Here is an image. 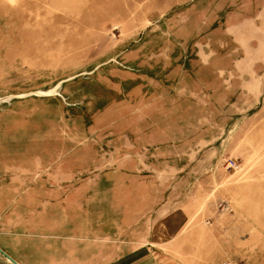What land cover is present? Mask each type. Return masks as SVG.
<instances>
[{"label":"rangeland","instance_id":"1","mask_svg":"<svg viewBox=\"0 0 264 264\" xmlns=\"http://www.w3.org/2000/svg\"><path fill=\"white\" fill-rule=\"evenodd\" d=\"M262 8L264 0H0V94L46 88L62 98L72 79L75 107L95 109L101 92L120 104L115 90L127 88L119 107L131 115L127 105H142V95L132 102L138 87L155 97L141 113L185 130L151 162L172 170V204L140 264H264V60L246 59L264 57V44L254 41L250 55L222 32ZM202 46L210 66L194 60Z\"/></svg>","mask_w":264,"mask_h":264},{"label":"crops","instance_id":"2","mask_svg":"<svg viewBox=\"0 0 264 264\" xmlns=\"http://www.w3.org/2000/svg\"><path fill=\"white\" fill-rule=\"evenodd\" d=\"M257 22L264 23V8L222 32L247 45L236 51L255 55L253 42L264 44ZM213 55L202 46L194 60L210 66ZM254 58L264 60L246 59ZM71 81L61 85L62 98L46 88L0 94L12 97L0 103V264H140L170 211L172 170L151 162L168 150L162 142L184 140L185 130L165 128L164 113L158 123L149 110L141 113L155 97L138 87L132 102L142 95V105H127L131 115L119 107L127 88L115 90L120 104H106L101 92L95 109L75 107Z\"/></svg>","mask_w":264,"mask_h":264},{"label":"water","instance_id":"3","mask_svg":"<svg viewBox=\"0 0 264 264\" xmlns=\"http://www.w3.org/2000/svg\"><path fill=\"white\" fill-rule=\"evenodd\" d=\"M59 88V87H58ZM46 95H55V96H57L58 94H57V91H54V90H52L51 92H49V93H46ZM12 99V97H9V98H4V99H0V103H4V102H8L9 100H11ZM10 259V258H9ZM11 260V259H10ZM12 261V260H11ZM13 262V261H12ZM15 263V262H14Z\"/></svg>","mask_w":264,"mask_h":264},{"label":"built area","instance_id":"4","mask_svg":"<svg viewBox=\"0 0 264 264\" xmlns=\"http://www.w3.org/2000/svg\"><path fill=\"white\" fill-rule=\"evenodd\" d=\"M227 168L230 169V170H236L238 168V165L235 161L233 160H229L227 162Z\"/></svg>","mask_w":264,"mask_h":264}]
</instances>
